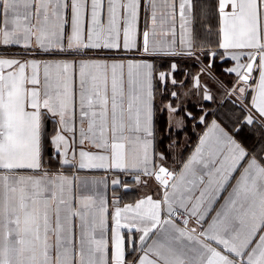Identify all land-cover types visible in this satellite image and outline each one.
Wrapping results in <instances>:
<instances>
[{
  "label": "snow or ice",
  "instance_id": "obj_1",
  "mask_svg": "<svg viewBox=\"0 0 264 264\" xmlns=\"http://www.w3.org/2000/svg\"><path fill=\"white\" fill-rule=\"evenodd\" d=\"M0 264H264V0H0Z\"/></svg>",
  "mask_w": 264,
  "mask_h": 264
},
{
  "label": "trees",
  "instance_id": "obj_2",
  "mask_svg": "<svg viewBox=\"0 0 264 264\" xmlns=\"http://www.w3.org/2000/svg\"><path fill=\"white\" fill-rule=\"evenodd\" d=\"M232 64L229 63L226 59H222V60H215L212 63V73L211 75L213 76V78H215L216 80L219 81H223V87H225V89L230 88L233 85L234 82V78L235 76L233 74L227 73L225 71L226 68L230 67ZM203 67V65L198 64V63H189L187 67L184 68V73H197L201 68ZM179 79L184 81V84H188V80L186 78L185 75H179ZM189 86V85H188ZM180 91L182 88H184L183 85H180ZM171 99H175V98H171ZM235 99V97H229L225 100V105H230L237 107L236 104H233L232 101ZM179 101H177L178 104ZM185 108L192 112L193 116L196 117L195 120H192L191 118L189 120L186 121V126L182 131H176V134L172 133H166V132H162V140H165L164 143V147H167V144L169 142H171V139L173 137L179 136H187V139H191L192 140H196L197 136L199 135V133L202 131L203 126L199 124V116L202 112L207 113L208 116H210L212 119L216 118V114L218 108L220 107L221 103L219 101L218 98H214L212 101H202V102H193L191 100H189L188 102L183 103ZM167 120V116L164 115L163 118L160 119V127L161 129H163L165 127V122ZM250 133L245 132V136H248ZM170 137V138H169ZM193 142V141H192Z\"/></svg>",
  "mask_w": 264,
  "mask_h": 264
},
{
  "label": "crops",
  "instance_id": "obj_3",
  "mask_svg": "<svg viewBox=\"0 0 264 264\" xmlns=\"http://www.w3.org/2000/svg\"><path fill=\"white\" fill-rule=\"evenodd\" d=\"M233 65H234V62H232L231 66H233ZM201 69L197 72L198 74L201 73ZM206 75L208 77L207 82L208 83L210 82V84H209L210 88H208L209 91L213 94L214 98H218L220 103H221L220 107L217 110V113H220L221 117H223L225 114L230 115L231 114L230 110L234 109L236 107L231 106L232 104L227 105V106L224 104L225 100L230 97L228 95V89L229 88L225 89V87L219 86L217 84V80L215 78H213V76L211 74L206 73ZM254 75H255V73H254ZM234 82H235V78H234ZM190 87H191V85L189 84V88ZM185 91H187V89L182 88L180 91V94H182ZM196 99H197L196 97L194 98V96H191V95L182 96V103L188 102L189 100H191L193 102H197V103L205 101L204 99H202L200 101H197ZM180 103H181V101H180ZM180 103H178V104H180ZM167 119H168V117H167ZM182 130L183 129H176L175 131H173V134H176V131H182ZM200 133H199V135H200ZM199 135L197 136L196 140H192L193 142L191 141V139H187L186 138L187 136L173 137L175 139L176 143H178L180 145L179 152L183 153L185 156L189 155L191 153V151L195 148ZM161 139H162V136H161ZM169 143H171V142H169ZM165 148H167V147H165ZM79 175H80L81 179H89V180H91V179H96V180L108 179L110 181L112 178L108 173H105L104 170H102V169L101 170H92V171H81L79 173ZM126 179L131 180V177H126ZM135 191H136L135 189H130L127 192H125V190L121 189V194L124 195V199L126 202H132L134 199H136ZM107 194L109 195V197L111 196V185L110 184H109V187L107 189Z\"/></svg>",
  "mask_w": 264,
  "mask_h": 264
},
{
  "label": "rangeland",
  "instance_id": "obj_4",
  "mask_svg": "<svg viewBox=\"0 0 264 264\" xmlns=\"http://www.w3.org/2000/svg\"><path fill=\"white\" fill-rule=\"evenodd\" d=\"M200 75H201V83H202V84H207L208 88H210V86H209L210 82H209V83L207 82L208 77H207L206 73L201 72ZM203 75H204V76H203ZM204 80H205V81H204ZM195 97L197 98V99H196L197 101H200V100L203 99L202 96L199 95V94H197L196 96H194V98H195ZM178 103H180V101H179Z\"/></svg>",
  "mask_w": 264,
  "mask_h": 264
}]
</instances>
